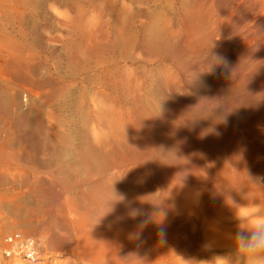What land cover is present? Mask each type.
Listing matches in <instances>:
<instances>
[{
    "label": "rangeland",
    "instance_id": "obj_1",
    "mask_svg": "<svg viewBox=\"0 0 264 264\" xmlns=\"http://www.w3.org/2000/svg\"><path fill=\"white\" fill-rule=\"evenodd\" d=\"M0 134V240L234 264L264 223V0H0Z\"/></svg>",
    "mask_w": 264,
    "mask_h": 264
},
{
    "label": "built area",
    "instance_id": "obj_2",
    "mask_svg": "<svg viewBox=\"0 0 264 264\" xmlns=\"http://www.w3.org/2000/svg\"><path fill=\"white\" fill-rule=\"evenodd\" d=\"M0 257L8 262L22 264H46L49 258H42L37 238L21 230L3 236L0 240Z\"/></svg>",
    "mask_w": 264,
    "mask_h": 264
},
{
    "label": "clouds",
    "instance_id": "obj_3",
    "mask_svg": "<svg viewBox=\"0 0 264 264\" xmlns=\"http://www.w3.org/2000/svg\"><path fill=\"white\" fill-rule=\"evenodd\" d=\"M234 264H264V223L246 224L234 236Z\"/></svg>",
    "mask_w": 264,
    "mask_h": 264
},
{
    "label": "bare ground",
    "instance_id": "obj_4",
    "mask_svg": "<svg viewBox=\"0 0 264 264\" xmlns=\"http://www.w3.org/2000/svg\"><path fill=\"white\" fill-rule=\"evenodd\" d=\"M89 161H91V162H93L98 168L99 167H101V162H102V159H101V157H100V155L99 154H94V153H92V154H90L89 155ZM98 161H101L100 163L98 162ZM113 194V193H112ZM119 195V194H118ZM126 195H125V193H123L122 192V195L120 196V198H119V200L121 201H126L127 200V198L125 197ZM125 203H127V201L125 202ZM157 258L159 257V256H156Z\"/></svg>",
    "mask_w": 264,
    "mask_h": 264
},
{
    "label": "crops",
    "instance_id": "obj_5",
    "mask_svg": "<svg viewBox=\"0 0 264 264\" xmlns=\"http://www.w3.org/2000/svg\"><path fill=\"white\" fill-rule=\"evenodd\" d=\"M4 134H0V140H2V136H3ZM4 147H5V142H3V141H0V150L1 149H4Z\"/></svg>",
    "mask_w": 264,
    "mask_h": 264
}]
</instances>
